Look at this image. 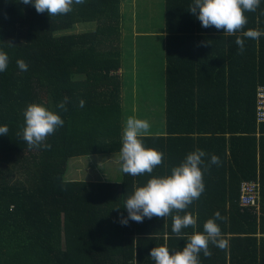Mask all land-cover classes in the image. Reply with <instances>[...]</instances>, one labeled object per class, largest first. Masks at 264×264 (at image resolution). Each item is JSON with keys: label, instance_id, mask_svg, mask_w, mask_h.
<instances>
[{"label": "trees", "instance_id": "16d2710c", "mask_svg": "<svg viewBox=\"0 0 264 264\" xmlns=\"http://www.w3.org/2000/svg\"><path fill=\"white\" fill-rule=\"evenodd\" d=\"M165 21L168 42L197 21L205 36L243 34L253 81L246 95L219 82L188 97L168 58L169 135L135 134L120 104V0H0V264H264V0H167ZM184 116L196 121L174 125ZM188 135L219 141L208 175L175 158ZM111 154L119 183L64 180L70 159ZM256 178L258 209H243L240 184Z\"/></svg>", "mask_w": 264, "mask_h": 264}, {"label": "crops", "instance_id": "0c3cea01", "mask_svg": "<svg viewBox=\"0 0 264 264\" xmlns=\"http://www.w3.org/2000/svg\"><path fill=\"white\" fill-rule=\"evenodd\" d=\"M198 8L192 7L190 4L188 13L202 14V10ZM166 10L167 0H120L119 49L121 68H119L118 73L121 75V108L122 110H128L124 113L126 114L124 118L131 121L134 127L139 126L136 117H133V112H136L137 107L140 106L138 100L140 87H143L145 94L149 95L150 102H145L150 104L149 111L159 112V114H156L155 120L149 117L151 125H148V128L152 131L141 134L169 135L167 118L168 85L166 83L168 58L178 60L173 67L176 72L181 74L182 84L176 89L173 88V91L185 93L188 97L205 95L209 93L205 85L219 82L221 85L230 87L236 94L244 93L246 95V88H250V83L253 81V43L241 39L243 34L220 36L209 33L205 36L197 33L198 30L205 32V27L199 29V22L197 21L195 25L192 24L187 29L188 33L193 34H180L178 38L168 42L165 21ZM216 13L217 10L212 11V14ZM212 30L218 29L214 26ZM216 37H224L225 41L216 40ZM229 37H233V39ZM255 47L258 49L257 41ZM138 59H143L145 63L151 64L149 71L152 77L155 75L145 85L140 84V74L135 69ZM255 64L257 71L260 70L261 65L257 61H255ZM154 68L155 70H153ZM143 79L146 81L145 78ZM261 80L262 78H259L257 74V85L264 84L259 83ZM162 88L163 91H161ZM215 91L213 90L212 93ZM188 104L189 106H185L182 102L180 106H174V109H189L191 111L192 108H201L198 103L189 102ZM213 107L215 109L233 108V110H237V103L232 101L231 104H225L221 108H217L216 104L213 103ZM150 116L154 118V115L151 114ZM191 121V118L184 116L180 121L174 119V125L187 126L196 120ZM182 136L185 137L186 135L183 134ZM188 137L192 138H179L180 141L173 140V145L180 144L178 148L182 147L183 149L181 150L182 154L175 156V158H181L188 163L187 166L192 169L189 170L188 174L195 176L208 175L210 165L216 162L213 159L219 160V153L217 152L220 147L219 141L215 138H198L199 135H188ZM91 157L87 158L90 159ZM86 170V173L91 171L89 167ZM181 172L182 175L186 174L184 169ZM72 177L74 179H69V181H85L86 175L84 176L77 169L72 173ZM118 177L119 179L115 181L108 180V182L119 183L121 175ZM107 179L102 177L101 181H107ZM256 179L259 182V179Z\"/></svg>", "mask_w": 264, "mask_h": 264}, {"label": "rangeland", "instance_id": "374dc122", "mask_svg": "<svg viewBox=\"0 0 264 264\" xmlns=\"http://www.w3.org/2000/svg\"><path fill=\"white\" fill-rule=\"evenodd\" d=\"M63 1L68 2V0H63ZM94 30H95V24L93 23L77 24L71 30L67 31L66 34L78 35V34L93 32ZM150 65L151 64L149 63H145L143 59H138L136 62L135 69H137V73L140 74L139 82L142 85L147 84L155 76V75H153V77L151 76L152 74L149 71ZM153 70H155V68ZM143 78H145L147 82ZM161 91H163V88ZM139 92L140 94L138 100L140 106L137 107L136 112H133L134 114L133 117L134 118L136 117L135 119L137 121V125L139 126L143 125V126L138 127V129L135 131L142 133L150 132L152 131V129L148 128V125H151L150 118L152 120H155L156 114H159V112L156 111L154 113L149 111L150 104L145 103V102H150L149 95L145 94L143 87L139 88ZM127 111H128L127 109L122 110V114L126 113ZM151 114L154 115V118L150 116ZM125 115L126 114H124V116ZM86 166L89 167L91 170L88 171V173H86L87 171ZM77 169H79L84 176L86 175L85 181H101L102 177L108 178L107 181L108 180L115 181L119 179L118 176L121 175V165L118 154L96 155L91 157L90 159L87 157L72 158L68 161V167L66 174H64V180L74 179L72 177V173H74V171Z\"/></svg>", "mask_w": 264, "mask_h": 264}, {"label": "built area", "instance_id": "2783aa9c", "mask_svg": "<svg viewBox=\"0 0 264 264\" xmlns=\"http://www.w3.org/2000/svg\"><path fill=\"white\" fill-rule=\"evenodd\" d=\"M255 121L264 123V84H259L255 92ZM239 205L243 209L254 210L259 206V182L257 179L243 181L240 184Z\"/></svg>", "mask_w": 264, "mask_h": 264}]
</instances>
